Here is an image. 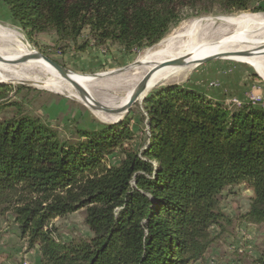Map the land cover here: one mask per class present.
<instances>
[{
	"label": "trees",
	"instance_id": "obj_1",
	"mask_svg": "<svg viewBox=\"0 0 264 264\" xmlns=\"http://www.w3.org/2000/svg\"><path fill=\"white\" fill-rule=\"evenodd\" d=\"M29 39L54 34L78 51L131 55L159 43L186 10L262 11L264 0H1ZM23 84H0V217L13 215L39 264H192L226 220L229 187L253 190L247 221L264 224V107L225 104L169 85L143 101L142 146L130 118L63 132L31 109ZM85 210L88 237L59 240L53 221ZM264 264V252L250 262Z\"/></svg>",
	"mask_w": 264,
	"mask_h": 264
},
{
	"label": "rangeland",
	"instance_id": "obj_2",
	"mask_svg": "<svg viewBox=\"0 0 264 264\" xmlns=\"http://www.w3.org/2000/svg\"><path fill=\"white\" fill-rule=\"evenodd\" d=\"M244 15H258L264 20V10L223 13L215 6L212 13L203 15L186 10L182 21L159 43L140 52L126 55L115 45L90 46L85 51H78L75 45L70 44V47L65 49L57 45L54 34H39L29 39L0 0L2 28L14 33L28 50L44 54L73 74L90 77L102 75L98 78L93 77L94 80L90 82L91 95L96 101L106 106L110 105L108 107L112 108H116L111 106L113 103L118 104L127 93L136 88L150 70L154 69L152 64L139 62L148 51L156 47H165L170 39L176 41L179 46L187 41V32L193 27L196 37L219 41L233 35L238 29L230 25L227 20ZM253 31L257 39L264 40V27H254ZM1 55L16 56V53L10 50L9 53ZM262 59L264 62V54ZM0 63L19 65L5 61ZM52 79L50 74L42 73L29 75L25 79H16L4 70H1L0 74V84H23L36 89L37 92L29 95L33 100L31 109L53 127L67 132L75 122L85 127L96 128L130 118L131 127L140 137L137 141L138 146L144 144L146 134L149 132L147 120L144 119L143 101L152 91L161 87L182 85L201 91L211 99L225 104L253 102L264 107V77L252 65L228 58L212 59L161 80L143 99L137 101L129 112L119 114L121 117L117 121H113L112 118L118 114L98 111L84 103L69 82H63L67 87L66 90L54 89L49 83ZM252 196L253 190L248 184L229 187L223 192L221 209L226 216L223 228L217 226L211 228L213 238L211 246L201 260L192 264H231L238 259L250 262L264 252V224L247 221L244 217ZM85 218L86 213L82 209L68 217L55 219L53 224L57 238L68 242L90 236L91 231L86 225ZM39 262L38 249H27L13 215L0 217V264H39Z\"/></svg>",
	"mask_w": 264,
	"mask_h": 264
},
{
	"label": "bare ground",
	"instance_id": "obj_3",
	"mask_svg": "<svg viewBox=\"0 0 264 264\" xmlns=\"http://www.w3.org/2000/svg\"><path fill=\"white\" fill-rule=\"evenodd\" d=\"M227 21L230 25H234L238 29L233 35L225 37L219 41H212L211 39L204 40V37H196L194 33L195 28L193 27L187 32V41L183 42L179 46L176 44V41L170 39L165 47H156L148 51V53H146V55L142 57L139 62L149 63L153 65V68L156 66H158V68L147 82V88L141 98H143V96H145L148 91L155 87V85L161 80L186 69L192 68L196 66L200 60L217 54H226V58L228 59L246 62L252 65L256 71L264 77L263 54H259L264 52V40L257 39L253 33L254 27H264V20H262L258 15H244ZM10 50H14L16 56L1 55L9 53ZM247 51L251 52L252 55L247 56L244 54H238V52ZM0 53V62L5 61L13 63L24 56L35 54L36 52L28 50L25 45L18 40L14 33L0 26ZM183 56L188 57V61L184 65L160 66V64H163L164 62ZM2 64L4 63H0V74L1 70H4L7 74H12L16 79H25L29 77V75L42 73L50 74L52 76L53 79L50 80V82L48 80V82L56 90H66L67 87H65L63 83L65 81L72 84L70 80L61 76L60 73L42 57L30 58L26 62L19 63V65ZM70 78L79 83L90 94L92 93L89 86L90 82L94 80L93 77L72 73L70 74ZM133 92L134 90L130 91L118 104L113 103L111 106H115L116 109L124 108ZM89 104H94L93 100H89ZM121 115H115V117L112 118L113 121L119 120Z\"/></svg>",
	"mask_w": 264,
	"mask_h": 264
},
{
	"label": "water",
	"instance_id": "obj_4",
	"mask_svg": "<svg viewBox=\"0 0 264 264\" xmlns=\"http://www.w3.org/2000/svg\"><path fill=\"white\" fill-rule=\"evenodd\" d=\"M238 54H244V55H252L251 52H238ZM259 54H264V52L259 53ZM226 54H217V55H213L207 58H204L202 60H200L198 62V64L212 60V59H217V58H226ZM37 57H42L44 60H46L48 63H50L59 73L61 76H63L64 78L70 80V82L72 83L73 87L76 89V91L78 92L79 96L82 98V100H84V103H86L88 106H90L91 108L98 110V111H102L108 114H120V113H127L130 111V109L132 108V106L140 100L142 94L145 92L146 88H147V82L150 80V78L152 77L153 73L156 71V69L158 68V66H156L154 69L150 70L142 79L141 81L138 83V85L136 86V88L134 89V92L131 96V98L129 99L127 105L124 108L121 109H116V108H111L108 107L98 101H96L92 95L86 90L84 89L79 83L73 81L70 78V74H72V71H70L69 69L65 68L64 66L60 65L58 62H56L55 60L45 56L44 54L38 53L36 52L35 54H31V55H27L24 56L23 58L13 62V63H23L26 62L28 59L30 58H37ZM1 59V57H0ZM188 57H180V58H176L173 60H170L168 62H164L163 64H160L161 67L164 66H168V65H173V66H181L184 65L185 63H187ZM102 75H95L93 76L94 78H98ZM145 96H143L144 98ZM141 98V99H143ZM89 100H93L94 104H89Z\"/></svg>",
	"mask_w": 264,
	"mask_h": 264
}]
</instances>
